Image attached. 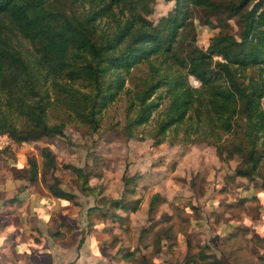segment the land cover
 Instances as JSON below:
<instances>
[{
	"label": "trees",
	"instance_id": "1",
	"mask_svg": "<svg viewBox=\"0 0 264 264\" xmlns=\"http://www.w3.org/2000/svg\"><path fill=\"white\" fill-rule=\"evenodd\" d=\"M168 1L172 6L154 23L148 18L154 10L151 0H0V133L16 144L62 134L63 120L47 122L50 103L36 89L42 83L55 89V106L90 130L98 128L101 110L121 92L126 106L120 131L127 138H150L155 145L202 142L221 160L240 159L235 176H256L264 143V85L243 80L237 69L264 64V0ZM194 19L218 29L204 49L195 44ZM230 19L239 29L237 37L226 30ZM12 34L31 45L40 78L9 48ZM141 66L145 72L124 88V76L131 79ZM188 76L199 86L189 85ZM74 82H85L89 90L72 88ZM163 100L166 104L158 110ZM8 109L19 117L18 126L7 119ZM153 112V126L138 130ZM178 130V139L167 137L168 131ZM40 156L45 170H55L49 150L41 149ZM28 160L25 172L35 181L36 163ZM50 177L49 194L71 199L52 173ZM158 198L154 194L148 211ZM110 204L127 213L138 200L132 206L120 200ZM211 258L202 264H221Z\"/></svg>",
	"mask_w": 264,
	"mask_h": 264
},
{
	"label": "rangeland",
	"instance_id": "2",
	"mask_svg": "<svg viewBox=\"0 0 264 264\" xmlns=\"http://www.w3.org/2000/svg\"><path fill=\"white\" fill-rule=\"evenodd\" d=\"M171 3L151 0L154 10L148 18L155 23ZM193 23L195 44L204 49L218 29L205 27L196 19ZM227 24L226 30L237 37L234 21ZM8 37L9 48L31 68L33 77L40 78L31 45L19 35ZM186 37L184 32V43ZM237 70L242 79L264 85V64ZM143 71L141 66L132 71L131 79L124 76V88L131 87ZM187 82L199 86L191 76ZM48 85L42 83L36 89L39 95H44L43 90L50 103L47 122L64 121L62 134L16 144L7 133H0L6 140L0 139V263L43 264L46 258L42 254L48 253L51 260L68 264L79 253L88 257L91 243L97 254L94 261L109 259L116 264H202L211 257L221 264H264V143L256 176L245 179L233 173L238 157L221 160L205 143L155 145L150 138H127L120 131L126 106L121 92L101 110L98 128L90 130L55 106L56 91ZM71 87L89 90L85 82H74ZM165 104L163 100L158 110ZM260 107L264 110V93ZM155 112L137 129L149 130ZM7 113V119L18 126L19 117L9 109ZM166 135L178 139L182 132L168 131ZM41 149L53 154L56 167L50 173L58 179V187L71 194L68 201L47 191L52 179L50 170L41 166ZM28 159L36 163L35 181L25 172ZM154 194L159 198L148 211ZM24 197L29 201L22 203ZM135 199L136 208L127 213L110 204L120 200L132 206Z\"/></svg>",
	"mask_w": 264,
	"mask_h": 264
},
{
	"label": "crops",
	"instance_id": "3",
	"mask_svg": "<svg viewBox=\"0 0 264 264\" xmlns=\"http://www.w3.org/2000/svg\"><path fill=\"white\" fill-rule=\"evenodd\" d=\"M23 201H26L27 202L29 200L28 199H25V197H24V198H21V202L22 203H23ZM5 239H7V235H6ZM12 247H15V251L16 252H19L20 251V248L17 247V246H12ZM12 247L10 248V250L13 251V248ZM88 247H89V253H90V254H88V257H86V255H85V257H82V255H80V253H79L78 255H76V258L74 257L71 262H68V264H96L97 262H99V264H116V262H111L109 259L102 260V261H97V260L94 261L93 258H95L94 256H96L97 254H95L94 252H92V250H91V243H89V246ZM6 248H7V246L4 249H2V250H6ZM2 250H1V252H2ZM42 256H45V258H46V261H44L43 264H67V261H62L61 259L60 260H54V259L51 260L50 259L51 254H48V253L42 254ZM61 256L62 257L64 256L62 252H61ZM0 264H5V262L4 263L1 262ZM7 264H12V262L9 261V262H7ZM16 264H21V263L17 261ZM25 264H38V263L33 262V261H29V262H26ZM118 264H122L121 261H119Z\"/></svg>",
	"mask_w": 264,
	"mask_h": 264
},
{
	"label": "built area",
	"instance_id": "4",
	"mask_svg": "<svg viewBox=\"0 0 264 264\" xmlns=\"http://www.w3.org/2000/svg\"><path fill=\"white\" fill-rule=\"evenodd\" d=\"M1 138H3V140L6 141V140H5V137H4L3 135L0 136V139H1Z\"/></svg>",
	"mask_w": 264,
	"mask_h": 264
}]
</instances>
